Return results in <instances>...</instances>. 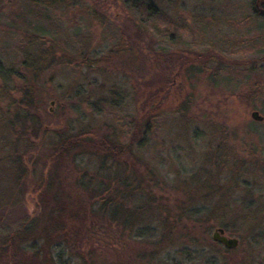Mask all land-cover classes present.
I'll use <instances>...</instances> for the list:
<instances>
[{
    "label": "rangeland",
    "instance_id": "rangeland-1",
    "mask_svg": "<svg viewBox=\"0 0 264 264\" xmlns=\"http://www.w3.org/2000/svg\"><path fill=\"white\" fill-rule=\"evenodd\" d=\"M149 3L157 17L149 13ZM250 5L251 0H137L135 5L130 0H0V61L11 70L6 86L9 92L17 89L18 99L20 85L35 86L40 99L37 107H26L29 118L36 115L43 127L54 130L31 137L27 170L18 179L17 167L5 159L7 132L0 129V243L14 233H20L16 241L27 239L25 255L8 253L12 264H42V259L48 264H187L186 258L188 264H200L191 263L195 254L190 248L182 256L178 249L157 254V217L129 231L98 214L96 198L78 186L83 175L99 167L91 150H78L74 163L47 164L52 144L64 131L130 143L133 157L126 154L121 160L137 176L134 184L144 186L145 205L152 209L157 203L175 208L181 184L190 185L179 187L181 195L195 191L198 203L210 191L203 184L213 185L212 204L204 208L221 216L212 220L209 238L198 231V251L219 249L210 241L224 224L240 247L216 264H263L264 125L253 121L251 113L264 116V18ZM33 34L44 40L36 41ZM199 57L203 62L197 61L196 75L180 72L183 60ZM23 58L31 68L43 63L48 68L26 71L20 68ZM160 74L172 92L164 113L142 135L136 128L149 91L168 83L158 79ZM186 96L190 109L183 106L178 112ZM221 159L230 160L229 170L223 171ZM146 170L155 180L147 182ZM115 171L113 166L101 174ZM107 181L98 180L95 188ZM57 192L71 193L84 208L80 220L60 229L48 218L61 201ZM127 202V212L137 205ZM35 224L27 235L22 232ZM178 227L204 226L185 219Z\"/></svg>",
    "mask_w": 264,
    "mask_h": 264
},
{
    "label": "trees",
    "instance_id": "trees-1",
    "mask_svg": "<svg viewBox=\"0 0 264 264\" xmlns=\"http://www.w3.org/2000/svg\"><path fill=\"white\" fill-rule=\"evenodd\" d=\"M130 3L135 5L137 0L136 2L135 0H130ZM148 5L149 13L152 15V17H157V10L153 8V4L149 3ZM250 6L252 7L255 15L264 18V0H251ZM84 16V18L88 17L87 15ZM31 36H33L34 39L40 43L44 40L43 37H38V35L35 34ZM209 59L211 60V57ZM198 60L200 63L203 62L201 57L197 58L195 61L192 59L188 61L183 60L184 63L179 65L180 72L181 69H184L188 75H196L195 66ZM96 63L97 61L94 62V64ZM20 68H25L26 71H32L33 73L37 74L38 72L46 70L48 65L43 63L37 68H31L27 65L23 58ZM180 74L182 75V73ZM164 77L165 76L160 74L158 79L163 82ZM0 78L4 82V85L0 87V129L4 128L5 132H7V138H5V140L8 141L7 144H9L10 151L6 154L5 159L8 160L11 165L17 167L19 174L18 179H21L25 175L24 172L27 170L24 168V166L28 165L25 161V158L28 155L26 150H29V147L34 144L31 142V137L33 136L34 138H39L42 134L51 135L54 133V130L43 127V124L40 122L41 120L36 117V115L33 118H29L30 112L26 109V107H37L36 103L40 99L38 92L39 90H37L35 86L32 87V85H20V89L18 90L20 91L18 96L19 99L16 98L14 95H17V89H15L16 94H13L15 91L9 92L11 90H9V88L6 86L8 79L11 78V70L7 68L6 65L1 61ZM20 80L23 81L24 77L20 76ZM170 84L168 81V83H163L161 86H158V89L155 91H149L150 93L148 94L147 101L144 103L141 115L138 117L136 128L137 131H141L142 135L147 133V131H149L151 128L152 122L162 113H164L165 105L169 101V96L172 92V87L169 86ZM182 101L183 102L178 105V108H176L178 112L184 111L186 108V111L190 109L189 104L191 97L186 96V99ZM6 103L7 107L5 108L4 104ZM253 121H251L250 124H253ZM260 123L264 125V121ZM63 136L64 137H59V139L52 144V153L47 159V164L56 168V166H61L67 163L66 161H68V163H74L76 152L78 150H91V153L93 152L97 159L99 167L96 171H94V174L87 175L86 173L83 175L80 180H78V186L82 187V190L90 197V199L96 198V204L100 206L97 213L106 217H110L114 224L120 228L132 231L134 224H140L141 222L148 223L149 221L146 220L157 217V222L160 225L158 228L159 230L161 229L160 233L157 234V241L154 243V245L157 247V254L161 255L166 250L178 249L177 251L180 253L176 252V254L182 256V254L188 252L185 249L190 248L195 254V259L191 263L199 262L200 264H216L218 258L231 257L232 255L230 254L236 251L225 249L210 240L209 241L212 245H215L216 248H219L218 250H211L208 253H200L198 251V246H200L197 241L198 231L202 232L204 239L205 237L209 238V232L214 229V224H211L212 220H214L215 217L219 215V213L216 212V209L209 212L207 208H204L205 206L212 204V202H210L208 199L212 200L214 198V196H211L214 191L213 185L209 183L203 184L204 189L206 188L210 191H208V196H205V201L198 203L199 201L197 200L200 199H198V193L195 191H186L184 196L181 195L183 194L184 190L181 191L180 188H184L186 185L190 186L189 184H181V186H178L179 191H177L179 192V194H177L179 196L175 197L176 199L174 202H172L175 203V208L171 206L166 207L167 205H159V203H157V209H152L145 205L147 202H149V197H146L141 192L144 186L134 184L135 178L137 176H134L131 166L121 160V158L126 156V154L129 158L133 157V147L130 145V143L128 145H122V142L120 141L118 142L109 139H101L100 141H97L85 137L86 135L84 134L69 136L67 135L66 131L63 132ZM14 137L16 138L14 139ZM134 140L135 138H132L131 144H133ZM0 141L2 142L3 140ZM212 162H214V164H218L217 161ZM229 162V159H221V168H223V171L229 170ZM232 165L233 164H231V166ZM113 166L114 168H117V171H115L114 174L111 173V175L108 177L102 176V171L111 170ZM227 166L228 169L225 168ZM147 173L148 175H146L145 179L148 183L155 180L156 177L153 174H151L149 171ZM103 179L108 180L107 184L102 185L99 189L95 188L97 181ZM22 182L23 180L20 181L19 186V188L22 189L21 191H23V186L21 185ZM147 188H150V186L148 185ZM61 193L63 192L55 193V196L60 198L61 201L59 200L58 203H56L57 208H52L50 210V213L54 214V216L48 217L51 221H57L55 226H58L59 229L61 228V225L62 228H65V225H68V222L72 224V222L77 221V219L80 220V213L84 211L82 206L83 203H81L80 200H73V197L71 198V193H63V195H61ZM182 197H185L187 200H189V202H183ZM178 198L180 199L177 200ZM118 199L122 200L123 202L118 201ZM126 202L130 203L131 205H137L133 210H129L127 212L124 208ZM221 202L222 201L215 204L213 202L214 208L218 205L220 206ZM39 205V208H41L43 203ZM88 205L90 208L92 204L89 203ZM206 210H208L209 213L206 212ZM45 211H48V205H46ZM56 215H59L58 220L55 219ZM185 219L201 224L204 227H178V224H183ZM35 226L36 224L33 227H26L22 232L27 235L29 230H33ZM220 227L224 228L226 231H229V227L227 225L220 224ZM19 235L20 233H14L12 237L9 236L2 243H0V260H6V264L13 263V255L20 253L25 255L27 252V249L24 247L27 239L19 238L18 241L15 240ZM57 235H60V233H57ZM47 244L49 243L47 242ZM9 252H12L13 255H8ZM42 260V264H48V260ZM180 262L182 263V261ZM184 262L188 264L189 258H186ZM231 262L234 264L233 260H231Z\"/></svg>",
    "mask_w": 264,
    "mask_h": 264
},
{
    "label": "water",
    "instance_id": "water-1",
    "mask_svg": "<svg viewBox=\"0 0 264 264\" xmlns=\"http://www.w3.org/2000/svg\"><path fill=\"white\" fill-rule=\"evenodd\" d=\"M252 120L256 122H263L264 116H262L258 111H253L251 113ZM212 238L215 242L224 245L227 248H236L238 246V240L233 238H228L224 235V230L219 228L214 231ZM264 261V258H263Z\"/></svg>",
    "mask_w": 264,
    "mask_h": 264
},
{
    "label": "flooded vegetation",
    "instance_id": "flooded-vegetation-1",
    "mask_svg": "<svg viewBox=\"0 0 264 264\" xmlns=\"http://www.w3.org/2000/svg\"><path fill=\"white\" fill-rule=\"evenodd\" d=\"M217 229H219V228H216L215 230H217ZM221 229H223L224 230V235L226 236V237H228V238H233V239H237V238H235V237H230V235H232V234H230V233H228L224 228H221ZM214 230V231H215ZM254 230H256V229H254ZM253 230V231H254ZM214 233V232H213ZM230 234V235H229ZM213 235V234H212ZM257 236H261L260 234H258ZM211 239H212V242H214L215 244H218L219 246H221V247H223V248H225V249H230V250H237L239 247H240V241H239V239H237L238 240V246L236 247V248H227V247H225L224 245H222V244H220V243H218V242H215L214 240H213V238L211 237ZM261 240V239H260ZM258 241H259V238H258ZM254 245V244H253ZM249 255V253L248 254H246V256H248ZM252 256V255H251ZM220 258H222V257H220ZM263 258H264V256L262 257V262H263V264H264V261H263ZM224 259V258H223Z\"/></svg>",
    "mask_w": 264,
    "mask_h": 264
}]
</instances>
